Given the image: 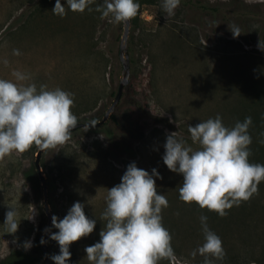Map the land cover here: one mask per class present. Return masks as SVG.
<instances>
[{"label": "rangeland", "instance_id": "obj_1", "mask_svg": "<svg viewBox=\"0 0 264 264\" xmlns=\"http://www.w3.org/2000/svg\"><path fill=\"white\" fill-rule=\"evenodd\" d=\"M187 1L181 0L175 14L168 16L162 0H139L128 40L131 80L116 111L102 127L79 128L41 157L53 216L63 218L80 201L86 216L97 221L93 233L70 246L69 264H90L84 248L100 239L106 224L102 213L107 188L120 182L132 162L150 173L157 169V190L168 200L162 216L172 235L175 259L160 264H203V256L190 255L203 242L201 215L208 217V227L223 242L225 256L215 264H264V181L257 194L221 217L180 200L183 177L162 160L167 134L178 132L192 143L188 125L219 114L226 126L252 117L249 159L264 164V50L258 47L259 41L264 47V20H226L204 7L231 0H194L192 5ZM54 4L55 0H0V78L12 79V71L18 69L30 74L27 82L37 88L60 87L73 94L78 123H98L119 87L123 23L101 17L96 6L102 0H91V11L66 10L63 17L51 12ZM231 9L264 18V0H239ZM228 25L239 26L241 35L233 37ZM156 118L167 120L174 130ZM36 150L33 145L0 159V224L9 207L17 210L21 222L15 234L0 225V243L9 242L0 264L13 250L34 259L29 264H44L42 252L34 247L47 223L43 189L38 175V187L27 178L35 167ZM54 231L58 230L52 227ZM26 240L33 245L28 250L23 248ZM47 243L49 257L59 252L56 241L49 238Z\"/></svg>", "mask_w": 264, "mask_h": 264}, {"label": "clouds", "instance_id": "obj_2", "mask_svg": "<svg viewBox=\"0 0 264 264\" xmlns=\"http://www.w3.org/2000/svg\"><path fill=\"white\" fill-rule=\"evenodd\" d=\"M180 2L162 0L163 11L174 15ZM90 4L91 0H55L51 12L63 17L66 10L91 11ZM140 7L139 0H102L96 11L102 18L122 24L134 18ZM229 30L233 37L241 35L237 25L229 26ZM258 47L264 50L260 41ZM14 54L19 55V51L14 50ZM11 76L12 79L0 78V159L14 152L22 153L33 145L43 151L68 141L78 124L72 111L73 94L43 84L37 88L34 82H27L30 74L18 69ZM251 125L252 117L247 116L226 126L217 114L215 118L188 125L192 143L178 132L166 135L162 160L169 170L183 177L178 188L180 200L194 202L223 217L226 210L258 193V186L264 181V164L249 159ZM157 178V169L150 173L132 162L120 182L107 188L106 209L102 213L106 224L99 233L100 239L84 248L90 264H160L162 260L175 259L172 235L162 216L168 200L158 192ZM84 208V203L76 201L63 218L52 217V227L58 231L49 236L59 245V252L50 257L53 264H69L72 243L93 233L97 221L86 216ZM207 219L206 215L199 217L204 238L190 255L203 256V264H215V260L223 259L225 250L220 236L208 227ZM20 223L17 210L9 207L0 225L7 233L15 234ZM40 243L46 241L41 238ZM32 246L31 240L23 244L25 250ZM8 249L9 242L4 239L0 256Z\"/></svg>", "mask_w": 264, "mask_h": 264}, {"label": "water", "instance_id": "obj_3", "mask_svg": "<svg viewBox=\"0 0 264 264\" xmlns=\"http://www.w3.org/2000/svg\"><path fill=\"white\" fill-rule=\"evenodd\" d=\"M131 31V20H129L127 23H123V32L121 35L120 40V50H119V59L122 64V72L120 76V82L119 87L117 90V93L115 95V98L110 105V107L106 110L103 118L98 123H78L76 128L72 130L76 131L79 128H85V127H102L105 123H107L111 116L116 111L117 107L119 106L121 99L124 94L125 88L129 85L131 80V61H130V55L128 51V40L130 36ZM46 150V149H45ZM45 150L41 151L38 149V151L35 154V168L38 173L39 179L41 181V186L43 189V203H44V211L47 218V223L45 227V232L42 235V238L46 241V243L41 244L40 243V251L42 252L43 258H44V264H50V257L48 254V240L50 238L49 233L52 228V210L51 205L49 203L48 198V183H47V176L43 172L42 166H41V157Z\"/></svg>", "mask_w": 264, "mask_h": 264}, {"label": "trees", "instance_id": "obj_4", "mask_svg": "<svg viewBox=\"0 0 264 264\" xmlns=\"http://www.w3.org/2000/svg\"><path fill=\"white\" fill-rule=\"evenodd\" d=\"M193 1L194 0H188L187 3L189 5H192ZM236 1H239V0H231L230 3L228 4H222V5H217V6H214L211 3H207L205 4L204 7L212 14L213 17L222 15L226 20H233L235 18H245L247 16L252 17L254 19H259L261 21L264 20V18L261 17V15L259 14H255V13H252L251 15L250 13L239 14L238 12L233 11L231 8H232L233 3H235ZM133 104L137 106L140 110H142L138 102L134 101ZM156 121L174 130V127L171 126L167 120L156 118ZM37 151L38 150H36V152ZM37 175L38 173L34 166L27 173V178L34 184L35 187L39 186ZM34 247H35V250L40 251V244H37L36 240L34 242ZM33 260L34 259H32L26 253L22 251L13 250L6 257L3 263L4 264H29V263H32Z\"/></svg>", "mask_w": 264, "mask_h": 264}]
</instances>
